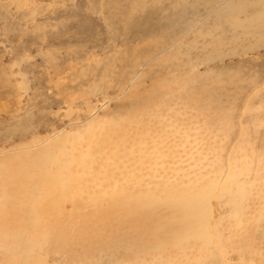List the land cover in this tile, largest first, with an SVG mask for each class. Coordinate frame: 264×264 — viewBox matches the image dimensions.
<instances>
[{
	"label": "rangeland",
	"instance_id": "rangeland-1",
	"mask_svg": "<svg viewBox=\"0 0 264 264\" xmlns=\"http://www.w3.org/2000/svg\"><path fill=\"white\" fill-rule=\"evenodd\" d=\"M213 3L0 0V168L43 161V177L74 183L48 194L46 206L69 212L117 190L104 180L114 153L126 155L117 185L146 188L148 181L132 179L136 165L124 171L128 154L136 161L146 148L141 155L150 160L161 153L154 181L166 186L153 201L197 216L194 236L172 248L118 263L104 255L99 264H264V29L246 23L259 9L255 0L231 18L219 17L223 4ZM90 160L102 175L95 189L88 176L75 182L86 177L78 165ZM11 180L0 178L1 207L12 200L2 190ZM62 259L31 263L71 264Z\"/></svg>",
	"mask_w": 264,
	"mask_h": 264
},
{
	"label": "bare ground",
	"instance_id": "bare-ground-1",
	"mask_svg": "<svg viewBox=\"0 0 264 264\" xmlns=\"http://www.w3.org/2000/svg\"><path fill=\"white\" fill-rule=\"evenodd\" d=\"M211 1L223 4L222 10L219 12V17L222 18H231L232 15L238 17L239 14L246 13L249 7L248 0ZM255 1L259 9L251 8L246 23L254 30H263L264 0ZM233 21L236 27L242 25L235 17H233ZM219 44H221L220 40L216 42V46ZM147 134L150 135V133L144 132V139ZM145 150L146 148L140 151L141 154ZM141 154L136 161V156L131 157L128 154L131 164L125 165L124 171L127 175L130 169L134 170L130 166L136 165L135 170L138 173L131 174L132 179L136 178L134 180L140 183L148 181L146 188H142L143 185L141 187L137 185L138 188L117 185L115 172H118L119 164L125 160L126 155L115 159L116 153H114L110 157L114 171L111 173V178L106 175L104 180L108 183L107 188L117 186V190L105 193V196L107 195L105 198L97 199L94 202L85 200L82 203L83 206L73 203L69 212H64L61 205L55 209L46 206L48 194L56 195L64 189L68 191L73 188L74 183L69 180L59 181L55 176L47 173L43 177V172L45 173L43 161L30 162L27 160L22 162L15 160L12 162L14 165L16 164L15 172L9 171L10 164L6 169L0 168V178L8 173L9 178H12L11 182L3 183L2 190L10 194L13 200L3 204L2 207L0 206V264H5L6 261L7 263L9 261L10 264H33L36 263V260L31 263L33 256L40 258L50 254L61 256L71 264H80L90 259H93V263L99 264L104 255L112 256L117 263L121 260H143L148 255L147 251L151 250L149 248H156L158 245L172 248L183 240V236H194L192 230L197 227L195 212L188 213L189 209H178L175 205L169 206L166 204V199H160L162 200L160 202H158L159 200L153 201V198L157 196L155 194L160 189L163 188L160 192L166 189V186H162L164 183L160 181V183H155L156 181H154V179L159 180L156 172H158L157 165L159 166L158 161L161 158V153H158L159 157L151 154L152 160L148 158V155L145 154L142 157ZM30 165L36 167L38 175H29L32 172ZM78 166L82 172L78 171L77 174L79 176L84 174L86 177L75 179V182L81 183L91 178L92 188L95 189L94 179L97 181L98 177H102V175H98L97 178L94 176L93 161L90 160L87 164ZM5 172L6 174H4ZM131 176H128L127 179ZM39 182L45 185L41 197L36 196V190L40 186ZM87 190L90 191L89 188ZM87 190L83 184L81 190L83 194H86ZM133 192H138L134 200L130 198ZM141 192L144 195L140 194ZM168 194H173V192H169V188ZM141 198H143L141 202L137 201ZM96 203L99 207L98 210L95 207ZM92 204H95L94 210L91 208L86 210ZM183 226L185 228H182Z\"/></svg>",
	"mask_w": 264,
	"mask_h": 264
}]
</instances>
